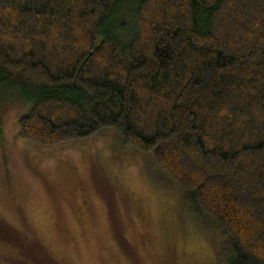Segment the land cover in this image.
I'll return each instance as SVG.
<instances>
[{
    "label": "trees",
    "instance_id": "obj_1",
    "mask_svg": "<svg viewBox=\"0 0 264 264\" xmlns=\"http://www.w3.org/2000/svg\"><path fill=\"white\" fill-rule=\"evenodd\" d=\"M0 87L31 104L22 138L113 129L228 238L221 264H264V0H0Z\"/></svg>",
    "mask_w": 264,
    "mask_h": 264
},
{
    "label": "rangeland",
    "instance_id": "obj_2",
    "mask_svg": "<svg viewBox=\"0 0 264 264\" xmlns=\"http://www.w3.org/2000/svg\"><path fill=\"white\" fill-rule=\"evenodd\" d=\"M30 105L0 87V264L223 263L228 238L190 210L151 153L109 127L27 141L18 119Z\"/></svg>",
    "mask_w": 264,
    "mask_h": 264
}]
</instances>
